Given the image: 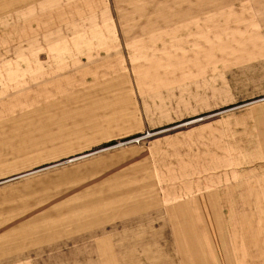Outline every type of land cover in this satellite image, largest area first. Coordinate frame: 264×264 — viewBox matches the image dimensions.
Returning <instances> with one entry per match:
<instances>
[{
    "label": "rangeland",
    "instance_id": "1",
    "mask_svg": "<svg viewBox=\"0 0 264 264\" xmlns=\"http://www.w3.org/2000/svg\"><path fill=\"white\" fill-rule=\"evenodd\" d=\"M251 4L0 0V264H264Z\"/></svg>",
    "mask_w": 264,
    "mask_h": 264
},
{
    "label": "crops",
    "instance_id": "2",
    "mask_svg": "<svg viewBox=\"0 0 264 264\" xmlns=\"http://www.w3.org/2000/svg\"><path fill=\"white\" fill-rule=\"evenodd\" d=\"M253 2L254 4H251V7L248 9V11L250 10L249 20L251 23H254L255 26H258L260 21L264 24V0H253ZM262 47H264V43ZM257 92L259 91H256V95H262L261 99H264V92L260 94ZM255 127L256 159L260 158L261 160H264V103L259 104L256 102L255 104Z\"/></svg>",
    "mask_w": 264,
    "mask_h": 264
}]
</instances>
